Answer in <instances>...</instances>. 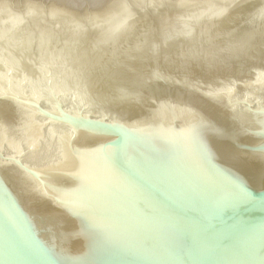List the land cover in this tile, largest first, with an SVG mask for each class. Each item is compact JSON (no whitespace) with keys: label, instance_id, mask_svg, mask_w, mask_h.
<instances>
[{"label":"water","instance_id":"95a60500","mask_svg":"<svg viewBox=\"0 0 264 264\" xmlns=\"http://www.w3.org/2000/svg\"><path fill=\"white\" fill-rule=\"evenodd\" d=\"M0 264H264V0H0Z\"/></svg>","mask_w":264,"mask_h":264}]
</instances>
